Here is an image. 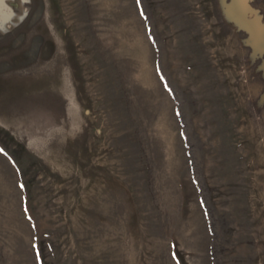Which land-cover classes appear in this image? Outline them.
Segmentation results:
<instances>
[{"label":"rangeland","instance_id":"1","mask_svg":"<svg viewBox=\"0 0 264 264\" xmlns=\"http://www.w3.org/2000/svg\"><path fill=\"white\" fill-rule=\"evenodd\" d=\"M5 1L0 264H264V0Z\"/></svg>","mask_w":264,"mask_h":264},{"label":"bare ground","instance_id":"2","mask_svg":"<svg viewBox=\"0 0 264 264\" xmlns=\"http://www.w3.org/2000/svg\"><path fill=\"white\" fill-rule=\"evenodd\" d=\"M3 2V6H1L0 8H2V10H0V27L2 29H7L6 24L8 22H10L9 20L11 19L12 16H14V12H10L9 10H7V4L5 3V0H2ZM26 11V9L24 10V12ZM24 18V17H23ZM22 18V19H23ZM21 19V17H20Z\"/></svg>","mask_w":264,"mask_h":264}]
</instances>
